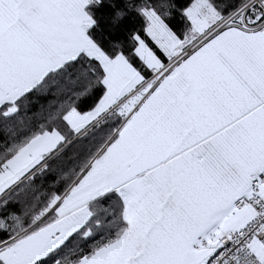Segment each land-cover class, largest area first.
Masks as SVG:
<instances>
[{"label":"snow or ice","instance_id":"obj_1","mask_svg":"<svg viewBox=\"0 0 264 264\" xmlns=\"http://www.w3.org/2000/svg\"><path fill=\"white\" fill-rule=\"evenodd\" d=\"M0 264H264V0H0Z\"/></svg>","mask_w":264,"mask_h":264}]
</instances>
